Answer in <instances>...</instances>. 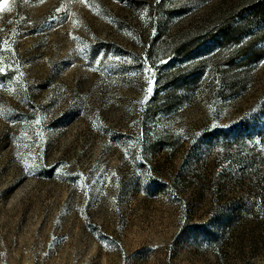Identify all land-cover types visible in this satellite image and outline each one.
<instances>
[{"label": "rangeland", "instance_id": "rangeland-1", "mask_svg": "<svg viewBox=\"0 0 264 264\" xmlns=\"http://www.w3.org/2000/svg\"><path fill=\"white\" fill-rule=\"evenodd\" d=\"M0 264H264V0H0Z\"/></svg>", "mask_w": 264, "mask_h": 264}, {"label": "snow or ice", "instance_id": "snow-or-ice-1", "mask_svg": "<svg viewBox=\"0 0 264 264\" xmlns=\"http://www.w3.org/2000/svg\"><path fill=\"white\" fill-rule=\"evenodd\" d=\"M150 83H151V80H150ZM148 91H151V89L149 88Z\"/></svg>", "mask_w": 264, "mask_h": 264}, {"label": "trees", "instance_id": "trees-1", "mask_svg": "<svg viewBox=\"0 0 264 264\" xmlns=\"http://www.w3.org/2000/svg\"><path fill=\"white\" fill-rule=\"evenodd\" d=\"M255 37H256V36H255ZM253 55L256 57V55H257V54H256V55H255V54H253Z\"/></svg>", "mask_w": 264, "mask_h": 264}]
</instances>
